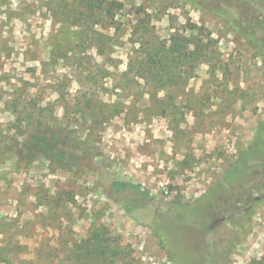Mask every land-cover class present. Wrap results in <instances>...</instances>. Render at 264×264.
<instances>
[{
  "label": "rangeland",
  "instance_id": "obj_1",
  "mask_svg": "<svg viewBox=\"0 0 264 264\" xmlns=\"http://www.w3.org/2000/svg\"><path fill=\"white\" fill-rule=\"evenodd\" d=\"M210 1L0 0V264H201L208 244L215 264H264V198L214 236L153 225L193 207L263 118L262 62L195 5ZM40 121L65 161L24 148Z\"/></svg>",
  "mask_w": 264,
  "mask_h": 264
},
{
  "label": "trees",
  "instance_id": "obj_2",
  "mask_svg": "<svg viewBox=\"0 0 264 264\" xmlns=\"http://www.w3.org/2000/svg\"><path fill=\"white\" fill-rule=\"evenodd\" d=\"M211 6L205 4H196L202 10H205L218 17L224 26L237 37L243 39L251 49L255 57L260 58L264 73V0H211ZM141 73V72H140ZM140 73L139 76L141 75ZM153 78V74H149ZM97 99L86 97V106L84 109L93 110ZM116 112L118 109H115ZM40 123L32 130L28 140H24V148L33 147V150L40 151L43 156L51 160L65 161L66 148L65 139L61 135L60 129L45 130L41 128ZM254 147L259 151L253 153ZM259 175L263 180L258 185H249L243 187L241 180L255 179ZM111 188L115 192L124 190H133L140 192L139 185L125 180H114L111 182ZM259 193V196L251 198V194ZM264 198V111L263 118L255 127V134L249 145L240 152V155L232 162L230 168L223 177H220L216 183L208 189L200 198L196 199L193 207H184L169 205L158 208L156 211V221L154 227L156 230H162L164 233L172 230H180L183 225L196 226L197 232L214 230L212 224L221 218L231 219L230 216L237 215L241 211L249 212L258 201ZM245 203V207L239 204ZM126 210L131 212V208L126 206ZM232 220V219H231ZM233 221V220H232ZM210 224V226L207 225ZM234 224V223H233ZM210 228L209 230H206ZM169 250V248H168ZM210 244L200 247L199 254L201 264H215L226 257L224 249L218 250ZM176 251V250H175ZM170 260L177 264H185L182 259L183 253H167ZM199 255V256H200Z\"/></svg>",
  "mask_w": 264,
  "mask_h": 264
},
{
  "label": "flooded vegetation",
  "instance_id": "obj_3",
  "mask_svg": "<svg viewBox=\"0 0 264 264\" xmlns=\"http://www.w3.org/2000/svg\"><path fill=\"white\" fill-rule=\"evenodd\" d=\"M222 220H223V219H221V218L215 220V221H214V225L211 226V227H214L216 222H218V221H222ZM215 229H216V228L214 227V230H213V231H210V232L208 231L207 236H210V235L214 236V235H216V230H215Z\"/></svg>",
  "mask_w": 264,
  "mask_h": 264
}]
</instances>
